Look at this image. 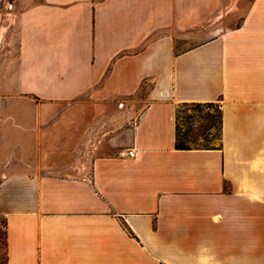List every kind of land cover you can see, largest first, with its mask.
Masks as SVG:
<instances>
[{
    "label": "crops",
    "instance_id": "0c3cea01",
    "mask_svg": "<svg viewBox=\"0 0 264 264\" xmlns=\"http://www.w3.org/2000/svg\"><path fill=\"white\" fill-rule=\"evenodd\" d=\"M242 1L0 0V111L35 116L0 181L6 264H264V0L173 34ZM185 103L219 105L220 145L176 148Z\"/></svg>",
    "mask_w": 264,
    "mask_h": 264
},
{
    "label": "rangeland",
    "instance_id": "374dc122",
    "mask_svg": "<svg viewBox=\"0 0 264 264\" xmlns=\"http://www.w3.org/2000/svg\"><path fill=\"white\" fill-rule=\"evenodd\" d=\"M250 0H243L241 4H230V8H239V10L229 16L228 18L218 16L209 19L208 21L199 24L188 30H173L174 37L176 39L177 50H182L190 47L205 39L214 37L220 30L225 27H231L240 22L244 13L247 10ZM10 12V11H9ZM11 14H8V18ZM10 20V19H9ZM8 27L11 25L8 21ZM1 33L0 37V65L8 69L9 65L15 66L18 57V35L15 27L7 28ZM5 32V33H4ZM177 121L181 129V134L187 133L190 139L195 141H188L187 143L192 147L210 145H220V128H219V109L218 104H213L209 107L196 106L194 104H181L177 108ZM14 117V116H13ZM25 118L27 120H35L34 115H18L14 119H10L9 115L0 111V181L5 173H8L7 168L10 162H15L14 165L24 167L25 163L32 162L34 158V134L30 136L29 132L24 131L22 124H24ZM212 122L216 125L212 133L214 139L210 142H206L203 137H198L200 129ZM16 123V125H15ZM17 152L16 157L13 152ZM13 157V158H12ZM0 223V242H4L5 230ZM2 253L4 252V246L1 245Z\"/></svg>",
    "mask_w": 264,
    "mask_h": 264
},
{
    "label": "trees",
    "instance_id": "16d2710c",
    "mask_svg": "<svg viewBox=\"0 0 264 264\" xmlns=\"http://www.w3.org/2000/svg\"><path fill=\"white\" fill-rule=\"evenodd\" d=\"M185 104H194L198 107L203 106V107H209L213 104L216 103H185ZM218 109H219V128H220V139H221V110L220 107L218 105ZM176 121H177V114H176ZM216 128V125L213 124L212 122L207 123L203 129H200L199 133L197 134L198 137H203L205 138L204 140L206 142H210L211 140L214 139V135L212 133L213 129ZM176 130H177V134H176V148L178 149H190V148H194L191 145H189L187 142L188 141H195L194 139H190L189 136H187V133H183V135L181 134V129L178 125V121H177V125H176ZM215 146H210V145H202V146H197L195 148H212ZM1 245L4 246V252L2 253V249H1ZM6 244L5 241L3 243L0 242V264H6V248H5Z\"/></svg>",
    "mask_w": 264,
    "mask_h": 264
},
{
    "label": "built area",
    "instance_id": "2783aa9c",
    "mask_svg": "<svg viewBox=\"0 0 264 264\" xmlns=\"http://www.w3.org/2000/svg\"><path fill=\"white\" fill-rule=\"evenodd\" d=\"M118 156H120V157H134L135 156V152L132 149L121 150V151L118 152ZM1 226L5 230V225L2 224Z\"/></svg>",
    "mask_w": 264,
    "mask_h": 264
}]
</instances>
